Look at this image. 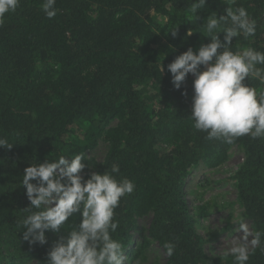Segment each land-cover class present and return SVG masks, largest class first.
I'll return each mask as SVG.
<instances>
[{"label": "trees", "instance_id": "trees-1", "mask_svg": "<svg viewBox=\"0 0 264 264\" xmlns=\"http://www.w3.org/2000/svg\"><path fill=\"white\" fill-rule=\"evenodd\" d=\"M42 3L20 0L0 27V138L12 144L0 147V264H46L54 244L79 223L76 213L60 232L46 231L44 245L23 239L30 206L24 170L78 154L84 179L116 163L117 179L135 184L115 209L112 237L125 256L137 261L154 244L165 254L171 242L174 255L155 264H233L230 254L206 252L186 179L201 162L217 168L238 148L243 160L231 176L237 200L252 233L264 231V139H206L190 117L195 77L177 90L167 65L189 47L196 52L210 43L204 26L227 7H244L257 21L256 34L233 38L232 50L264 52V0H56L51 19ZM218 36L223 41L224 33ZM245 83L264 92L256 79ZM100 142L103 159H90ZM210 206L198 205L196 215L206 217ZM147 216L148 227L140 223ZM249 251L247 264H264V252Z\"/></svg>", "mask_w": 264, "mask_h": 264}, {"label": "clouds", "instance_id": "clouds-1", "mask_svg": "<svg viewBox=\"0 0 264 264\" xmlns=\"http://www.w3.org/2000/svg\"><path fill=\"white\" fill-rule=\"evenodd\" d=\"M19 3L20 0H0V27ZM205 3L206 0H198L199 5ZM55 5L56 0H43L41 7L47 18L56 16ZM225 12L210 16L204 26L210 43L201 45L196 52L189 47L167 69L177 90L189 74L195 77L190 117L194 128L207 134L206 139L227 144L243 136L264 139V92L257 95L245 83L246 79H256L264 84V52L251 47L232 50L233 38L247 39L256 34L257 21L244 7H227ZM221 32L223 41L218 36ZM172 35L176 32L172 31ZM160 70L163 72L161 66ZM0 147L11 148L12 144L0 138ZM82 159L83 154L75 155L71 161L59 156L24 170L22 184L30 206L25 209L29 214L22 222L23 239L30 245H44L46 231L60 232L66 221L79 213V223L54 244L47 253L46 264H124L123 245L112 237L119 226L114 219L115 209L121 198L134 192L135 184L127 178L117 179L120 167L116 163L110 171L93 172L84 179ZM240 227L245 242L226 253L234 258L233 264H247L249 245L252 250L259 248L264 252V231L250 233L247 224ZM175 247L171 242L164 244L169 258Z\"/></svg>", "mask_w": 264, "mask_h": 264}, {"label": "rangeland", "instance_id": "rangeland-1", "mask_svg": "<svg viewBox=\"0 0 264 264\" xmlns=\"http://www.w3.org/2000/svg\"><path fill=\"white\" fill-rule=\"evenodd\" d=\"M106 149L105 144L100 142L93 151L87 153V156L99 161L103 159ZM242 160V152L238 148H231L221 166L212 168L201 162L186 179V199L191 213L197 220L196 228L206 239L205 250L212 256L225 255L231 247L245 242V233L240 227L241 224H247L249 232L252 233L251 222L246 218L237 200V190L234 180L231 179ZM207 202L211 204L209 215L206 217L196 215L198 205L208 204ZM140 223L148 227L150 216L143 218ZM135 237L138 239L136 235ZM251 238L249 235L247 240L250 241ZM164 259L163 250L154 244L149 249H145L143 257L137 261L131 255L125 256L124 264H155L163 262Z\"/></svg>", "mask_w": 264, "mask_h": 264}]
</instances>
